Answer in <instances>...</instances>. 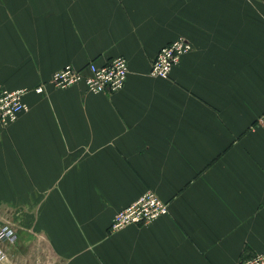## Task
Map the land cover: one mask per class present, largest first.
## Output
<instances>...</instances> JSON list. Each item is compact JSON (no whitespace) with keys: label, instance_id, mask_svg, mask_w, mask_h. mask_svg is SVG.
<instances>
[{"label":"crops","instance_id":"1","mask_svg":"<svg viewBox=\"0 0 264 264\" xmlns=\"http://www.w3.org/2000/svg\"><path fill=\"white\" fill-rule=\"evenodd\" d=\"M181 36L193 50L153 77ZM119 56L129 76L114 94L49 83ZM21 88L29 111L0 128V221L14 211L64 264L264 251V0H0V89ZM148 190L169 214L111 234Z\"/></svg>","mask_w":264,"mask_h":264},{"label":"built area","instance_id":"2","mask_svg":"<svg viewBox=\"0 0 264 264\" xmlns=\"http://www.w3.org/2000/svg\"><path fill=\"white\" fill-rule=\"evenodd\" d=\"M192 50L193 45L187 37L177 38L160 49L152 62L150 74L153 77L169 79L181 57ZM128 76V59L119 56L104 65H98L95 62H90L80 68L67 65L55 72L49 83L57 89H67L83 84L92 94H114L125 87ZM45 86V84L39 85L35 92L43 93ZM29 92L28 88L0 89V128H8L23 113L29 111V105L25 101V96ZM168 214L169 203L161 199L153 190H148L116 213L110 224L109 232L117 233L131 225L148 226ZM18 240L17 229L8 221H0V263L8 260V247L17 244ZM240 264H264V251L243 259Z\"/></svg>","mask_w":264,"mask_h":264},{"label":"rangeland","instance_id":"3","mask_svg":"<svg viewBox=\"0 0 264 264\" xmlns=\"http://www.w3.org/2000/svg\"><path fill=\"white\" fill-rule=\"evenodd\" d=\"M12 212H9L7 221L17 229L19 240L8 247L9 258L0 264H64V260L49 246L47 238L32 237L31 227L22 225ZM26 213L30 215V211Z\"/></svg>","mask_w":264,"mask_h":264}]
</instances>
